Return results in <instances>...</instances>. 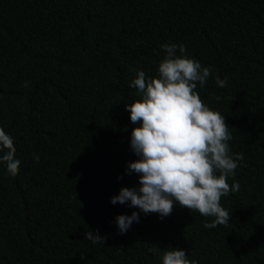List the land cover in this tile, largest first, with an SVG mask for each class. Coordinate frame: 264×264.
I'll use <instances>...</instances> for the list:
<instances>
[{"label":"trees","instance_id":"trees-1","mask_svg":"<svg viewBox=\"0 0 264 264\" xmlns=\"http://www.w3.org/2000/svg\"><path fill=\"white\" fill-rule=\"evenodd\" d=\"M163 44L211 68L196 91L243 153L226 226L110 202L139 187L125 103L136 71L157 75ZM0 128L20 161L15 176L0 163V264H161L168 247L196 264H264V0H0ZM132 212L120 234L115 218Z\"/></svg>","mask_w":264,"mask_h":264},{"label":"clouds","instance_id":"clouds-1","mask_svg":"<svg viewBox=\"0 0 264 264\" xmlns=\"http://www.w3.org/2000/svg\"><path fill=\"white\" fill-rule=\"evenodd\" d=\"M165 53L155 77L136 71L130 86L139 98L125 103L133 127L130 149L137 159L127 165V174H136L139 187H122L110 202L138 208L145 215H171L174 208L198 211L210 217L206 229L226 226L232 219L221 206V198L239 190L229 184L235 176L243 153L233 155L229 148L232 134L225 117L204 104L196 91L211 75V68L189 58L183 44H163ZM219 87L227 78L216 77ZM28 87V82H23ZM219 99V97H217ZM0 163L12 176L18 174L20 161L15 158L14 139L0 128ZM38 161L39 157H35ZM122 178V177H121ZM139 213L118 215L115 222L120 234L139 222ZM84 238L104 244L98 230H89ZM161 264H196L186 250L168 247L161 253Z\"/></svg>","mask_w":264,"mask_h":264}]
</instances>
